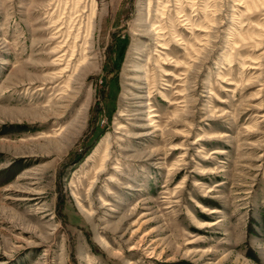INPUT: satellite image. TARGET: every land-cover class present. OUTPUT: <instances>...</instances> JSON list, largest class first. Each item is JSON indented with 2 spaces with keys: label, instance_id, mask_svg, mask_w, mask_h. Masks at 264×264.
Instances as JSON below:
<instances>
[{
  "label": "rangeland",
  "instance_id": "obj_1",
  "mask_svg": "<svg viewBox=\"0 0 264 264\" xmlns=\"http://www.w3.org/2000/svg\"><path fill=\"white\" fill-rule=\"evenodd\" d=\"M0 264H264V0H0Z\"/></svg>",
  "mask_w": 264,
  "mask_h": 264
},
{
  "label": "bare ground",
  "instance_id": "obj_2",
  "mask_svg": "<svg viewBox=\"0 0 264 264\" xmlns=\"http://www.w3.org/2000/svg\"><path fill=\"white\" fill-rule=\"evenodd\" d=\"M163 8V7H162ZM179 16V15H178ZM179 19H180V22H181V24H182V27H183V22H182V15H180V17H179ZM191 20V19H190ZM185 22V21H184ZM191 24V23H190ZM162 31L163 30H161V32H160V29H159V32L157 33V34H163L162 33ZM160 37V41H164V38H163V36H159ZM180 41V40H179ZM168 43V42H167ZM158 47H161L162 49H164V50H167V48H166V45L165 44H160V46L158 45ZM66 55V54H65ZM68 55V54H67ZM74 57V56H73ZM59 61H62V59L60 60L59 59ZM67 61V60H66ZM71 62H72V60H71ZM59 63V62H58ZM163 65H166V63L164 62L163 63ZM70 66H71V63H68L67 64V66H66V68L65 69H63L62 71H60V74H59V77L60 78H62V74H65V73H68L69 72V69H70ZM166 66H168V65H166ZM166 75V74H165ZM169 74H167V76H168ZM170 76V75H169ZM56 78V77H55ZM54 81V80H53ZM154 125V124H153Z\"/></svg>",
  "mask_w": 264,
  "mask_h": 264
}]
</instances>
